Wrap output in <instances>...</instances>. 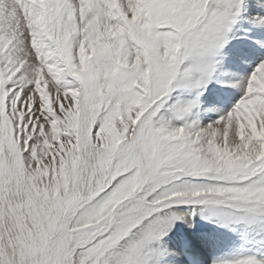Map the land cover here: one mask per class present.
Listing matches in <instances>:
<instances>
[{"label":"snow or ice","instance_id":"snow-or-ice-1","mask_svg":"<svg viewBox=\"0 0 264 264\" xmlns=\"http://www.w3.org/2000/svg\"><path fill=\"white\" fill-rule=\"evenodd\" d=\"M0 264H264V0H0Z\"/></svg>","mask_w":264,"mask_h":264}]
</instances>
